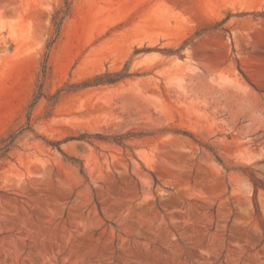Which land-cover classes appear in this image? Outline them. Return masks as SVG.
<instances>
[{"label":"rangeland","instance_id":"obj_1","mask_svg":"<svg viewBox=\"0 0 264 264\" xmlns=\"http://www.w3.org/2000/svg\"><path fill=\"white\" fill-rule=\"evenodd\" d=\"M61 9L0 0V264H264V0Z\"/></svg>","mask_w":264,"mask_h":264},{"label":"trees","instance_id":"obj_2","mask_svg":"<svg viewBox=\"0 0 264 264\" xmlns=\"http://www.w3.org/2000/svg\"><path fill=\"white\" fill-rule=\"evenodd\" d=\"M66 4V9H61L60 11L57 12V15L54 18L55 26H56V32L60 30L61 23L64 19V15L68 13L69 10V0H65ZM127 69L124 68L123 71H106L101 74L95 75L93 78L81 83L78 85V87H88V86H98V85H107V84H112L119 82L123 79H125L127 76H130V73H127ZM40 92L35 96L34 102L30 105V110L28 112V125L30 124V117H31V107L33 104H35V101L37 98L40 96ZM30 126V125H29ZM24 129V128H23ZM21 131H15V130H10L5 136H2L0 138V159L4 157L14 146L15 141L20 134ZM73 138H78V139H85V138H99V139H107L108 137H104L100 134H89V133H83L79 137H73ZM58 143H53V145L60 144Z\"/></svg>","mask_w":264,"mask_h":264}]
</instances>
